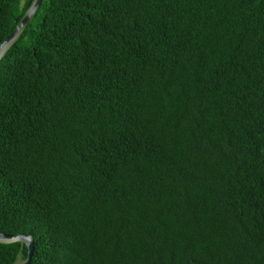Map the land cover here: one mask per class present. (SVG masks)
<instances>
[{
	"label": "trees",
	"instance_id": "16d2710c",
	"mask_svg": "<svg viewBox=\"0 0 264 264\" xmlns=\"http://www.w3.org/2000/svg\"><path fill=\"white\" fill-rule=\"evenodd\" d=\"M34 1L0 0V45ZM0 233L31 264H264V0H44L0 59Z\"/></svg>",
	"mask_w": 264,
	"mask_h": 264
},
{
	"label": "water",
	"instance_id": "95a60500",
	"mask_svg": "<svg viewBox=\"0 0 264 264\" xmlns=\"http://www.w3.org/2000/svg\"><path fill=\"white\" fill-rule=\"evenodd\" d=\"M43 1L44 0L34 1L31 8L27 11L26 15L16 26L15 30L10 34L9 38L0 45V59L5 54L7 49L11 46V44L16 40V38L22 33V31L25 29L27 24L32 20V18L37 13ZM16 241H22L28 247V256L22 264H31L34 251H35V242L32 236L30 234H15L14 235V234L0 233V242L11 243V242H16Z\"/></svg>",
	"mask_w": 264,
	"mask_h": 264
},
{
	"label": "rangeland",
	"instance_id": "374dc122",
	"mask_svg": "<svg viewBox=\"0 0 264 264\" xmlns=\"http://www.w3.org/2000/svg\"><path fill=\"white\" fill-rule=\"evenodd\" d=\"M25 1V0H24ZM43 11V9H42ZM39 20V16H37L35 19H34V23H36L37 21ZM23 262L22 261H18L16 264H22Z\"/></svg>",
	"mask_w": 264,
	"mask_h": 264
}]
</instances>
